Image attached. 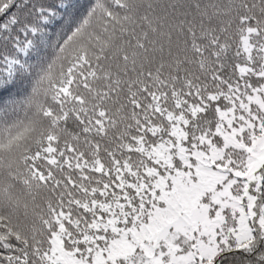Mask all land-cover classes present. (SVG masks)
<instances>
[{
  "label": "snow or ice",
  "instance_id": "1",
  "mask_svg": "<svg viewBox=\"0 0 264 264\" xmlns=\"http://www.w3.org/2000/svg\"><path fill=\"white\" fill-rule=\"evenodd\" d=\"M41 96L0 264H264V0H0V115Z\"/></svg>",
  "mask_w": 264,
  "mask_h": 264
},
{
  "label": "trees",
  "instance_id": "2",
  "mask_svg": "<svg viewBox=\"0 0 264 264\" xmlns=\"http://www.w3.org/2000/svg\"><path fill=\"white\" fill-rule=\"evenodd\" d=\"M43 97H37L34 101L28 103H20L14 114L3 116L0 115V139H6L9 135L16 136L17 133L22 132L24 128V123L31 121L32 126L35 127L36 131L29 133L32 139H35L42 129L47 127L46 121L37 115L36 105L42 102ZM24 122V123H20ZM19 143L21 148L23 147V140L15 141L12 144L11 150L5 147L4 150H0V188L6 187L12 183L9 177L10 172H15L19 167V156L21 154V148L16 145ZM22 188L20 185H16L11 189V196L13 199H21L24 197L22 195ZM3 193H0L2 196ZM4 204L7 207V197H4ZM23 212V209H20Z\"/></svg>",
  "mask_w": 264,
  "mask_h": 264
}]
</instances>
